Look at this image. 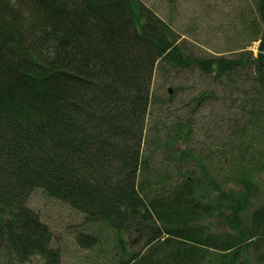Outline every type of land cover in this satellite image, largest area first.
I'll return each mask as SVG.
<instances>
[{
  "label": "trees",
  "instance_id": "trees-1",
  "mask_svg": "<svg viewBox=\"0 0 264 264\" xmlns=\"http://www.w3.org/2000/svg\"><path fill=\"white\" fill-rule=\"evenodd\" d=\"M251 1L243 30L258 55L204 59L141 0H0V264H60L29 206L36 190L109 225L117 264H264V204H252L264 175V0ZM159 64L196 66L216 82L250 68L237 132L191 149L189 120L147 130ZM217 161L235 167L223 182L237 188L217 182ZM212 218L234 233L211 232Z\"/></svg>",
  "mask_w": 264,
  "mask_h": 264
},
{
  "label": "rangeland",
  "instance_id": "rangeland-1",
  "mask_svg": "<svg viewBox=\"0 0 264 264\" xmlns=\"http://www.w3.org/2000/svg\"><path fill=\"white\" fill-rule=\"evenodd\" d=\"M141 1L171 25L180 36L179 42L185 52L194 57L232 58L240 53L252 52L254 56L259 53L260 42L249 45L246 36L252 34H245L243 30L245 18L254 15V4L251 0H173V5L170 0ZM240 45L243 47L241 51H232ZM239 77L240 92L235 86ZM252 77L253 74L247 66L232 77L216 82L213 75L204 73L196 66L177 69L159 64L151 86L152 99L146 128L150 130L151 125L156 124L162 133L163 123L167 118L189 120L193 129L189 147L212 148L214 143L237 132L244 111L241 110V97L244 92L249 91L244 88L245 81ZM227 81L230 84H225ZM248 85L252 84L248 82L246 86ZM206 89L214 90L217 97L201 98L207 92ZM226 149L218 148L215 152L220 155ZM217 162L213 166L217 172V182L227 190L237 188L234 184L227 185L223 182L225 177L235 174V167L231 169L228 161ZM169 168L172 169L171 166ZM258 187V194L252 198L253 207L264 204V175L258 178ZM29 206L50 228L51 246L60 251V264H117L116 254L119 250L116 246V232L106 223L86 222L84 214L65 202L49 197L42 190H36L32 194ZM208 224L211 232L220 229L228 234L234 233L232 228L230 232L227 231L222 220L217 221V218L210 219ZM84 234L96 237V244L92 248L80 244L79 237ZM127 241V247L137 252L144 244L140 239L131 237ZM255 251L256 248H252L249 253L253 262L262 253ZM212 255L216 256L217 253L209 250L208 257ZM27 264L47 262L40 256H34Z\"/></svg>",
  "mask_w": 264,
  "mask_h": 264
}]
</instances>
